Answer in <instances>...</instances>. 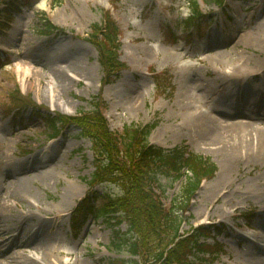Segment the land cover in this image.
<instances>
[{
    "label": "rangeland",
    "instance_id": "374dc122",
    "mask_svg": "<svg viewBox=\"0 0 264 264\" xmlns=\"http://www.w3.org/2000/svg\"><path fill=\"white\" fill-rule=\"evenodd\" d=\"M52 1L28 0L20 15H15L10 29L0 34V49L9 55L1 57L0 64L7 58L12 64L0 71V189L10 186L4 203L10 208L8 214H18L9 222V227L17 225V217L26 213L35 217L26 222L31 229L38 219L46 222L47 226L39 228V239L49 241L56 254L45 259L44 264L138 262L125 249L118 252L112 245L114 231L119 230L121 237L126 233L124 224L112 229L102 220L95 221L86 215L79 231L75 233L70 228L71 212L89 191L93 173L91 145L79 137L74 127L56 140L46 142L50 130L42 118L38 115L35 118L30 111L18 120L3 117L2 109L10 106L9 99L18 91L17 86L23 97H30L41 108L44 117L88 112L91 108L87 103L98 97L105 104L104 115L112 131L129 125L153 124L155 127L148 138L150 143L164 150L184 149L186 154L208 159L216 172L203 183L185 210L183 231L202 224L223 228L217 234L210 231L205 241L209 246L214 242L221 245V254L213 264L263 261L253 241H264V219L260 221L262 228L248 231L244 216L254 211L258 213L264 205V163L260 159H245L249 147L243 146L240 154L236 150L235 156H238L231 158L229 168L222 166L223 154L216 153L221 146L209 145L211 137L207 131L213 122L222 120L219 112L228 110L227 103L235 104L245 86L257 90L264 88L260 82L264 70L255 80L243 78L247 67L264 68V0H224L222 8L217 7L214 0H120L116 9H112L107 0H55L54 6ZM192 1L198 2L208 18L199 31L192 29L187 38L188 33L182 26L190 15L188 2ZM101 9L110 11L120 28L119 61L125 66L120 76L106 86L101 84L104 74L97 52L87 41L90 26L100 22ZM261 11L263 16L258 19ZM42 14L64 33L53 37L41 33L39 18ZM167 28L177 39L166 35ZM238 34L239 44L233 48L234 43L229 42ZM216 40L225 44L207 46L208 42ZM69 63L77 66L78 74ZM17 64L21 66L19 73ZM237 66L241 67L237 69ZM27 67H30L31 76L39 77L38 84L30 80L31 87L21 83V71ZM60 67L65 68L61 70ZM152 75L169 77L171 88L157 90ZM60 76L65 77L64 83L59 84ZM49 86L58 87V102L54 100L51 104L48 100L45 91ZM198 87L202 94L194 91ZM193 93L197 94L194 99ZM183 99L184 104L180 102ZM223 121L234 124L246 120L237 116ZM249 123V126L241 125L242 133L236 132L231 142L237 145L238 139H247L246 134L264 130V120ZM45 150L54 161L48 168L39 170L49 174L40 177L30 173L18 175L19 171L33 166L38 153ZM7 170L15 175L9 177ZM185 175L174 182L165 176L159 177L165 189L164 206L172 205V201L178 205L182 201V190L191 174ZM12 176L16 179H11ZM15 182L25 184L23 189L15 188ZM95 192L99 196L121 195L118 188L110 184L97 187ZM27 241L31 244L32 239ZM16 252L20 253L17 256L21 260L33 256L41 260V253L30 247L10 250L6 256Z\"/></svg>",
    "mask_w": 264,
    "mask_h": 264
},
{
    "label": "trees",
    "instance_id": "16d2710c",
    "mask_svg": "<svg viewBox=\"0 0 264 264\" xmlns=\"http://www.w3.org/2000/svg\"><path fill=\"white\" fill-rule=\"evenodd\" d=\"M214 1L219 6L223 3V0ZM189 7L191 16L183 22L184 32L207 18L197 2H190ZM53 29L46 24L48 33ZM96 33L93 36L96 42L93 43L99 51L106 80L111 82L112 76L121 66L116 60V29L108 25L102 30L104 42L97 40L96 36L100 32ZM166 35L177 39L170 31ZM154 80L158 90L170 87L167 77H155ZM13 95L12 107L7 112L29 102L19 97L18 91ZM93 107L92 113L79 118L47 116V125L52 131L50 137H56L63 125L75 124L80 135L91 143L94 172L90 186L110 183L119 189L120 196L104 195L101 198L103 204L97 210L90 204L87 207L85 205L89 213L96 219H102L110 228H118L121 224L126 226L127 234L124 233L122 237L119 231H114L112 245L115 250L121 252L125 249L131 257L138 259L137 264H213L221 254L220 246L215 243L211 247L201 242L209 236L211 229L193 228L189 234L181 235L180 213L188 206L189 199L201 181L214 176L215 166L208 159L186 154L184 149L165 151L148 147L147 138L155 125H150V128L126 127L119 136L110 133L98 104H93ZM184 170L191 176L182 190V201L178 205L172 201L170 207H164L161 198L165 189L159 177L165 176L174 182L184 175ZM111 264L125 262L120 260Z\"/></svg>",
    "mask_w": 264,
    "mask_h": 264
},
{
    "label": "bare ground",
    "instance_id": "6f19581e",
    "mask_svg": "<svg viewBox=\"0 0 264 264\" xmlns=\"http://www.w3.org/2000/svg\"><path fill=\"white\" fill-rule=\"evenodd\" d=\"M263 16V11H261L258 15V19H260V17ZM238 37L239 34L236 35L233 39L230 40L229 43H234L233 44V48L238 46L239 41H238ZM215 38H218L217 36ZM219 40V39H218ZM218 40L216 41H210L208 42L207 46H209V48L218 46L220 44H225L223 41H221V43H218ZM208 48V47H207ZM37 64H40V62H37ZM71 64V63H69ZM73 71L78 72L77 70V66L73 65ZM241 67V66H240ZM239 66H237L236 68H240ZM252 68L254 67H247V70H245L244 72V76L243 78L248 81L250 79L255 80V77L258 76V74L260 73V71H263L264 68H258L255 70H252ZM21 70V66L18 65L17 71L20 72ZM21 73H23V75H21V83L23 85H27L29 87L32 86L33 83L30 82V80L34 79V82L39 81V77H36L37 75L33 74V76H31V72L27 70V72H23L21 71ZM59 73V72H58ZM82 74V73H81ZM80 74V75H81ZM35 76V77H34ZM60 81L59 84L64 83L62 82L63 80L65 81V77H59ZM261 85H264V78H262L260 80ZM47 91V98L50 101V103L52 104L53 101L55 100L56 102L59 101L58 97V92L54 87L49 86L48 88H46ZM194 91H199L200 94H202V90L198 87L197 90L194 89ZM241 92V91H240ZM239 92V93H240ZM57 94V95H56ZM197 94L193 93V99L195 98ZM199 95V94H198ZM184 99L181 100L180 102L184 104ZM182 104V105H183ZM58 106H60L58 104ZM185 106V105H184ZM226 109L228 110H222L221 112H219V116L222 119L221 121H217V122H213L212 126L210 127V130L207 131V134L210 135V139H209V145L210 146H221V148L219 147V149H216V153H222L223 154V164L222 166L229 168V162L232 160L231 158L236 157L235 153L236 150H239V154L241 153V147L246 146L249 147L245 154L244 157L247 160H251L249 158H252L253 160H262L264 163V130H260L257 133H255L254 131L250 134H246L247 135V139L246 140H241L238 139L237 140V145H235L234 142H231L234 138V134H236V132L238 133H242L243 128L242 126H249L250 125V121L253 120H259L262 121L264 120V90L260 89H253L250 88L249 86H245L244 89H242L240 98L238 100H236V103L234 104L233 102H229L226 104L225 106ZM209 116V115H207ZM240 117L245 121L244 122H235L234 124H224L223 120H231L234 119L235 117ZM212 120H215V117H211ZM228 139H230V141H228ZM228 141V143H227ZM231 148V149H229ZM218 151V152H217ZM43 156H41L40 158L43 159ZM52 163V162H51ZM42 164H44L42 162ZM27 165V164H25ZM46 165V164H44ZM28 167V165H27ZM48 167V166H47ZM20 173L18 175L21 174H34V175H38V177L40 176H46L49 173H45L43 174V171L39 170V168L35 167V166H30L28 167V169H26L24 172L19 171ZM7 173L10 177V175H15L13 174V172L7 170ZM43 174V175H42ZM37 177V176H35ZM11 179H16L14 178V176H12ZM19 185L16 184L15 188H18L20 190H22V186L25 185L23 183L20 182H15ZM12 185V184H10ZM10 187V186H9ZM9 187H2L0 189V191H2V196L0 197V212H2V214H0V220H2V224L4 225V228H0V237L2 236H6V237H2V239L0 240V264H35V263H40L44 264L46 263L45 259H48L49 257H52L53 254H56V250L52 249V244L49 243V241H46L44 239H39V235L38 233L39 228L43 227V226H47L46 222L43 221L42 219H38L35 223V226L32 227L31 229V225H28L29 223L26 222H30L27 221L29 220H34L35 217L30 214V213H26V214H22L20 216L17 217V219L19 220L17 225H15L12 229L11 227H9V222H11L12 220H14L16 218V216L18 214H8L10 212V210L7 212L9 208V206L4 203L5 200V196L8 195V190ZM264 188V185H263ZM28 203L33 206V203H31L30 201H28ZM6 211H4V209ZM3 209V210H2ZM7 212V213H6ZM25 223V224H24ZM24 224V226H23ZM23 226V229H22ZM28 227V231L25 232L26 228ZM38 226V227H37ZM36 227V228H35ZM23 230V231H22ZM8 236V237H7ZM31 238L32 242L31 244H29V241H27V239ZM33 245V246H32ZM30 247L32 249H34L35 251H38L41 253V260L36 258V257H31L29 260H21L19 252L13 253L11 256H6L7 252L10 250H15V249H22V248H27ZM258 250V249H257ZM261 254V256H263V261H260L258 264H264V248L260 249L258 251V254ZM16 256V257H15ZM34 261V262H33Z\"/></svg>",
    "mask_w": 264,
    "mask_h": 264
}]
</instances>
